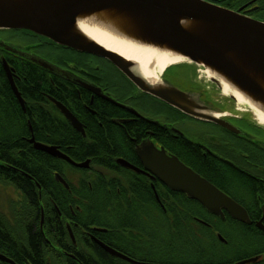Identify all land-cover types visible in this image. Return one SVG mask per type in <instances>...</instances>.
<instances>
[{
  "label": "flooded vegetation",
  "instance_id": "1",
  "mask_svg": "<svg viewBox=\"0 0 264 264\" xmlns=\"http://www.w3.org/2000/svg\"><path fill=\"white\" fill-rule=\"evenodd\" d=\"M255 2L249 0L236 11L242 9L250 16L257 9ZM0 41L55 66L53 73L35 65L45 72L50 85L42 92L46 110L41 109L58 127L84 139L86 147L104 137L109 149L99 150L98 157L79 159L83 148L66 140L53 145L36 141L30 122L29 143L34 138L56 147L82 165L52 156L61 161L58 166L70 181L90 191L93 181H102L106 195L119 205V209L100 212L104 224H94L96 214L68 205L64 195L58 198L60 193L55 195L59 205L53 194H43L36 183L41 200L38 225L30 224L29 209L5 214L9 226L3 225L0 216V227L8 235L7 241L0 242V264H98L99 251L109 264H241L248 260L247 264H264V124L252 111L241 109L219 85L202 81L196 74L199 70L190 66L194 63L175 65L162 77L165 90L176 88L188 95L176 98L182 110L143 91L107 57L28 31L0 29ZM0 50L1 65L4 58L11 67L8 54L29 62ZM24 102L25 109L21 107L26 114ZM150 148L164 151L217 187L246 211L249 222L233 218L225 209L222 216L211 214L198 201L169 189L145 169L139 152ZM51 175L69 190L65 174L54 170ZM14 190L22 198V190L13 181H0V197L9 198ZM45 197L48 204L43 202ZM9 199L12 208L14 200ZM70 200H77V195ZM31 230L41 238L37 255L30 242ZM101 244L126 258L110 254Z\"/></svg>",
  "mask_w": 264,
  "mask_h": 264
},
{
  "label": "water",
  "instance_id": "2",
  "mask_svg": "<svg viewBox=\"0 0 264 264\" xmlns=\"http://www.w3.org/2000/svg\"><path fill=\"white\" fill-rule=\"evenodd\" d=\"M102 12H115L125 17L127 35L168 46L191 63L204 64L264 107V22L243 14L242 9L236 11L206 0H0V29L28 31L59 45L107 57L143 91L182 109L176 98L187 97V94L176 88L165 90L162 84L160 88L153 87L131 70L132 65L117 54L89 42L77 29L79 17ZM0 48L55 73V66L26 51L1 41ZM2 66L15 96L25 109L13 77L14 69L4 58ZM210 81L221 87L216 79ZM57 105L81 130L78 122L60 104ZM30 143L39 151L77 165L56 147L38 143L34 138ZM139 154L145 169L169 189L198 201L211 214L222 216V209H225L233 218L249 222L246 211L239 204L176 158L155 148ZM57 177L68 187L60 176ZM101 245L110 254L126 258ZM249 262L251 260L241 264Z\"/></svg>",
  "mask_w": 264,
  "mask_h": 264
},
{
  "label": "trees",
  "instance_id": "3",
  "mask_svg": "<svg viewBox=\"0 0 264 264\" xmlns=\"http://www.w3.org/2000/svg\"><path fill=\"white\" fill-rule=\"evenodd\" d=\"M206 1L237 10L239 6L249 0ZM255 5L257 9L249 15L264 22V0H256ZM2 55L3 52L0 50V56ZM6 57L15 71V83L26 101L27 109L25 114L0 64V181H13L15 188L22 190L23 194L19 201H13L12 211L17 213L18 210L29 209L31 211L30 224H39L37 217H40L41 200L39 198V189L36 185V183H39L43 189V194L45 192L46 194H53V199L59 205V199H56L57 196H55L58 193H60L58 198L62 194L68 199V205L77 206L83 211L89 210L91 214H96L94 224H104V215L100 212H104L106 209H119L116 199L106 195L102 181H93L92 191L85 186L80 185L78 187L76 182L70 181L63 168L58 166L61 163L60 160L33 149V145L29 143L31 135L28 122L32 125L35 131V139L38 142L53 145L61 140H66L79 148L82 147L83 151L79 154V159L98 157V151L101 149L107 151L109 149L107 139L104 137H99L97 140L93 139V142L94 140L96 141L92 145L93 147H86L85 140L79 135L71 134L64 127H58L54 121L49 119L48 113L41 109L43 106V109L46 110V106H44L46 101L43 100L42 92L47 91L50 86L45 72L31 62H26L16 57L12 58L13 56L9 54ZM12 59L14 60L12 61ZM54 170L66 175L67 183L70 186L69 190L54 181L51 175ZM71 195H77V200H70ZM43 202L48 204L46 197ZM60 208L68 209L67 206L65 208L60 206ZM47 209L45 207L46 211ZM5 214L0 209V216L4 220L3 225L9 226L10 224L9 222L7 223ZM16 216L18 217L19 215L16 214ZM3 229V227H0V242L8 240V235ZM30 242L37 255L41 238L34 235L32 230L30 232ZM97 256L100 258L98 264H109L103 251H99ZM36 260L38 261L37 258Z\"/></svg>",
  "mask_w": 264,
  "mask_h": 264
},
{
  "label": "bare ground",
  "instance_id": "4",
  "mask_svg": "<svg viewBox=\"0 0 264 264\" xmlns=\"http://www.w3.org/2000/svg\"><path fill=\"white\" fill-rule=\"evenodd\" d=\"M77 29L89 42L117 54L132 65L133 69L155 88L161 87L162 77L169 68L182 63H191L182 54L168 46L134 39L131 35H127L125 31L127 20L115 12L79 17ZM197 66L203 75L219 81L223 93L233 96L241 109L252 111L260 123L264 124V107L261 104L252 101L211 68L201 63Z\"/></svg>",
  "mask_w": 264,
  "mask_h": 264
},
{
  "label": "rangeland",
  "instance_id": "5",
  "mask_svg": "<svg viewBox=\"0 0 264 264\" xmlns=\"http://www.w3.org/2000/svg\"><path fill=\"white\" fill-rule=\"evenodd\" d=\"M190 66L196 70H199V67L196 66L195 64H190ZM196 74L197 76H202V81L204 80L210 81V79L206 77L205 75H203L202 73L197 72ZM18 194L19 193L16 190H14L12 196H9V198H12L14 201H19L21 197H19ZM9 198H6V195H3L2 197H0V209L3 210L8 215H10L9 213L12 210L10 203L8 202L10 200Z\"/></svg>",
  "mask_w": 264,
  "mask_h": 264
}]
</instances>
